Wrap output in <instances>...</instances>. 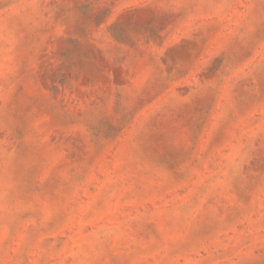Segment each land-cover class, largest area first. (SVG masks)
<instances>
[{"label": "rangeland", "instance_id": "374dc122", "mask_svg": "<svg viewBox=\"0 0 264 264\" xmlns=\"http://www.w3.org/2000/svg\"><path fill=\"white\" fill-rule=\"evenodd\" d=\"M0 264H264V0H0Z\"/></svg>", "mask_w": 264, "mask_h": 264}]
</instances>
